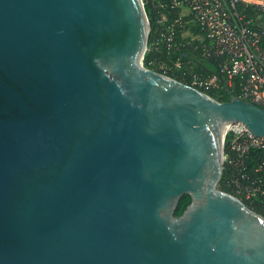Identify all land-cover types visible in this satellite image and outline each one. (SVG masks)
<instances>
[{
  "label": "water",
  "instance_id": "1",
  "mask_svg": "<svg viewBox=\"0 0 264 264\" xmlns=\"http://www.w3.org/2000/svg\"><path fill=\"white\" fill-rule=\"evenodd\" d=\"M149 30L141 0H0V264H264L218 188L264 108L147 69Z\"/></svg>",
  "mask_w": 264,
  "mask_h": 264
},
{
  "label": "built area",
  "instance_id": "2",
  "mask_svg": "<svg viewBox=\"0 0 264 264\" xmlns=\"http://www.w3.org/2000/svg\"><path fill=\"white\" fill-rule=\"evenodd\" d=\"M141 3L144 11L149 4L157 12L156 45L168 51L194 47L207 57L222 58L221 72L227 84L239 79L238 98L264 108V0ZM214 82L215 78L206 82L194 78L191 86L207 88ZM222 146L219 183L264 218V137L254 136L241 122L230 121L223 131Z\"/></svg>",
  "mask_w": 264,
  "mask_h": 264
},
{
  "label": "trees",
  "instance_id": "3",
  "mask_svg": "<svg viewBox=\"0 0 264 264\" xmlns=\"http://www.w3.org/2000/svg\"><path fill=\"white\" fill-rule=\"evenodd\" d=\"M145 11L151 28L147 42L148 49L143 60V64L147 69L187 85H191L194 78L204 82L215 78L214 85L207 88L197 87V89L219 102H227L231 97L240 95L239 79H233L231 84L228 85L227 77L221 72L222 58L207 57L199 48L194 47L168 51L156 45L160 31V27L156 24L157 12L149 4L145 5ZM218 188L223 191H229L223 186L222 182L219 183ZM189 203V196H183L178 202L175 215H181ZM246 205L257 212L248 203Z\"/></svg>",
  "mask_w": 264,
  "mask_h": 264
},
{
  "label": "rangeland",
  "instance_id": "4",
  "mask_svg": "<svg viewBox=\"0 0 264 264\" xmlns=\"http://www.w3.org/2000/svg\"><path fill=\"white\" fill-rule=\"evenodd\" d=\"M252 211H254V210H252ZM254 212H256V211H254ZM256 213H258V214H259L260 212L257 210V212H256Z\"/></svg>",
  "mask_w": 264,
  "mask_h": 264
}]
</instances>
